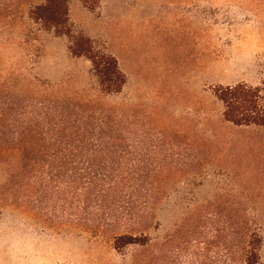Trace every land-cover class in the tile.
<instances>
[{"label":"rangeland","instance_id":"374dc122","mask_svg":"<svg viewBox=\"0 0 264 264\" xmlns=\"http://www.w3.org/2000/svg\"><path fill=\"white\" fill-rule=\"evenodd\" d=\"M44 1L0 0V264H243L256 234L264 264V128L227 121L214 93L264 79V0H70L72 34L117 58L120 93L32 19ZM65 126L120 137L115 157L154 194L144 220L63 217L42 147ZM123 233L149 240L117 249Z\"/></svg>","mask_w":264,"mask_h":264},{"label":"trees","instance_id":"16d2710c","mask_svg":"<svg viewBox=\"0 0 264 264\" xmlns=\"http://www.w3.org/2000/svg\"><path fill=\"white\" fill-rule=\"evenodd\" d=\"M89 3V0H83ZM70 0H45L34 6L30 15L36 22L58 35L73 33ZM71 51L85 56L93 66L105 93H120L127 76L117 58L95 48L94 41L82 32L72 34ZM214 93L224 104V118L237 126L264 128V79L256 84L239 82L218 85ZM61 140L42 147L46 155H58V176L63 194L64 218L72 217L79 228H97L136 215L144 220L151 212L154 194L137 191L140 178L126 174L127 164L115 155L119 136L107 140V132L90 127L59 128ZM72 209V212H69ZM260 237L248 242L243 264H257ZM146 234L123 233L115 236L117 249L129 244H146Z\"/></svg>","mask_w":264,"mask_h":264}]
</instances>
